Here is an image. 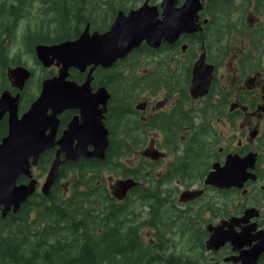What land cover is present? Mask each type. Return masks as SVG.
I'll use <instances>...</instances> for the list:
<instances>
[{
  "label": "flooded vegetation",
  "instance_id": "1",
  "mask_svg": "<svg viewBox=\"0 0 264 264\" xmlns=\"http://www.w3.org/2000/svg\"><path fill=\"white\" fill-rule=\"evenodd\" d=\"M126 1L127 7L117 12L110 7L111 2L98 3L101 8L97 10L89 6L86 15L91 21L81 25L84 26L81 32L76 28L78 34L75 32L73 40L87 28L91 35H102L120 15L128 16L148 6L155 10V22L165 23L158 28L162 35L160 43L144 41L112 66H98L92 72L90 92L97 95L104 90L107 99L95 109L96 116L91 121L94 129L87 130L85 135L89 139L75 135L84 128L83 112L77 107L63 109L55 120L45 124L35 122L43 130L47 127L43 134L47 142L36 148L35 161L29 159V174L19 175L17 179V185L32 184L33 192L16 213L11 209L2 218L1 206L0 222L18 214L27 203L35 207L41 199H59V196L65 200L82 181L100 176L97 186L103 182L118 206L129 207L127 200L130 202L133 197L143 214L151 206L146 199H153L154 218L164 205H168L167 210L183 212L189 218L195 215L205 231V258L211 262L241 264L234 262L256 242L238 237L239 241H250L239 243L235 234H264V4L258 0L254 9L243 14V22L237 18L235 23L233 14L228 19L223 10L219 11L225 0H197L187 12L180 11L186 0H176V5L169 3L167 9L164 0ZM232 1L242 2L237 9L240 12L248 6L247 0ZM196 8L199 11L195 12ZM149 14L153 15V11L149 10ZM236 36L240 42H233ZM234 44L233 50H238L230 54ZM33 56L44 72L46 68L35 58L34 49ZM92 68L70 69L67 80L81 86ZM196 69H202L200 78H195ZM225 69L229 70L227 79ZM27 70L30 76L22 90L9 81L8 88L2 91L13 97L19 95V118L40 97L44 82L59 75L58 67L48 69V75L35 84L38 88L34 96L27 99L28 86L34 77V72ZM5 76L8 79L7 72ZM126 76L128 80L124 81ZM95 101L92 99L91 103ZM52 113L48 111L49 116ZM8 115L5 113L0 121V142L8 134ZM72 127V146L86 147L85 154L73 159L59 144ZM104 140L108 145L104 157H100ZM57 160L60 161L56 179L44 191ZM84 167L90 169L87 177L81 171ZM112 171H118L120 177L115 178ZM213 175L217 180L210 182ZM116 179L136 182L123 199L115 195ZM63 180L68 181L62 184ZM189 191L201 194L186 200V194L182 195ZM172 221L169 219V223ZM157 225H161L160 219ZM219 228L233 234L235 241L229 238L222 244L223 240L209 250L208 244L216 229L220 233ZM151 232L147 233L148 238ZM258 264H264V253Z\"/></svg>",
  "mask_w": 264,
  "mask_h": 264
},
{
  "label": "trees",
  "instance_id": "2",
  "mask_svg": "<svg viewBox=\"0 0 264 264\" xmlns=\"http://www.w3.org/2000/svg\"><path fill=\"white\" fill-rule=\"evenodd\" d=\"M259 1L264 4V0ZM100 2L0 0V90L7 84L5 74L8 68L20 64L11 59L10 51L19 37L22 22L31 17L32 10L44 18L50 16L52 20L49 25L44 23L42 28L27 29L21 36L25 51L33 57L36 45H52L75 39L76 28H80L81 32L84 28L81 25L91 21V17L86 15L88 7L94 6L91 9L97 10L101 8L98 6ZM102 2H111L110 7L116 12L127 7L126 0ZM231 2L225 0L221 4L225 7L223 11L228 19L230 12L233 13L234 9L242 5V2H232V6ZM247 2L250 4L249 0ZM5 39L6 45L3 46ZM81 171L87 177L90 169L84 167ZM99 180L100 176H94L82 181L65 200L59 196V199H41L35 207L27 203L18 214L2 220L0 264L220 263L205 258V231L198 217L193 215L189 218L183 212L167 210L168 205H164L160 214L154 218L151 212L153 199H146V203L151 206L148 207L150 210H144V215L135 203L136 198H130V202L127 200L129 207L135 205L131 208L118 206L113 203L103 182L97 186ZM171 214L176 215L168 217ZM159 219L160 226L157 225ZM169 219L173 221L169 223ZM143 226L155 230V233L151 232L148 238V231L145 234L142 232Z\"/></svg>",
  "mask_w": 264,
  "mask_h": 264
},
{
  "label": "water",
  "instance_id": "3",
  "mask_svg": "<svg viewBox=\"0 0 264 264\" xmlns=\"http://www.w3.org/2000/svg\"><path fill=\"white\" fill-rule=\"evenodd\" d=\"M198 1L200 2V0ZM194 2L197 4V0H186L184 7L180 11L187 12ZM169 3L176 5L177 1L164 0L166 9ZM199 9L196 8L195 12L199 11ZM149 10L153 11V15L149 14ZM155 18V10L148 6H143L139 10L131 12L128 16L120 15L111 29L102 35L99 33L91 35L87 28L76 40H69L52 45H36L34 47L35 58L38 59L41 65L46 69H50L53 66L58 67L59 75L44 82L40 97L32 103L30 109L20 118L17 114L19 95L17 94L13 97L9 92H3L0 95V121L5 113L9 114L7 119L8 134L0 142V207H3L1 211L2 218L11 209L16 213L27 197L33 192L32 184L17 185V179L19 175L29 174L27 172L29 159L32 158L35 161L36 157H38L36 155L38 153L36 148L40 144H46L47 142V138L43 136L44 130L47 127L43 130L35 122H44L43 124H45L55 120L57 114L63 109L77 107L83 112L82 126L85 129L77 130L75 135L86 140L89 139L85 135L87 130L91 131L94 129L91 121L96 116L95 109L98 103H103L107 99L104 90H100L97 95H93L90 92L92 72L98 66H112L118 58H123L129 52L139 47L144 41L151 43L152 41L157 42L158 40L157 43H160L162 35L159 33L158 28L159 26L165 25V23L155 22ZM181 20L188 23L185 18ZM192 29L195 30L196 28L192 27ZM90 66L93 68L87 81L83 85L79 86L76 82L67 80L70 69L85 71ZM196 71L195 78H200V71L202 69H196ZM29 76L30 72L21 66L9 69L7 72L8 80L19 90L24 88V84ZM92 99H95L97 104L91 103ZM49 110L53 112L51 116L48 115ZM73 131L74 127L68 130L63 139L59 141L61 150L66 152V155L72 159L77 156L80 157V155L86 152L85 146L78 145L75 148L72 146L73 138L70 136L73 135ZM51 140H53L52 137ZM106 141L104 140V146H102L104 153H100V157H104L108 145L105 143ZM59 161L57 160L51 169L43 188L44 191L56 179ZM215 180L217 179L213 175L210 182ZM135 185L136 182L133 180L119 181L115 186L117 188L115 195L119 199H123L126 192ZM185 194L188 197L186 200H189L200 195L201 192L189 191L182 196L184 197ZM219 231L221 234L217 232V229L213 234L211 242L208 244L209 250L210 248L216 247L223 240L224 242L222 244L226 240H229V238L235 241L233 240L235 239L233 234L223 231L221 228H219ZM236 235L235 237L238 241L239 238H247L253 240L252 242H256V244L251 246L249 250L243 251L242 255L236 259L237 262L234 263H239L240 261L241 264H258L260 256L264 253V234L249 236L247 232H242ZM249 242L244 239L239 241V243L244 244H248Z\"/></svg>",
  "mask_w": 264,
  "mask_h": 264
},
{
  "label": "rangeland",
  "instance_id": "4",
  "mask_svg": "<svg viewBox=\"0 0 264 264\" xmlns=\"http://www.w3.org/2000/svg\"><path fill=\"white\" fill-rule=\"evenodd\" d=\"M98 1H101L102 2L103 0H98ZM249 1H250V4H248V2L246 1V3H247L248 6L244 9V11L240 12L239 10L234 9L233 10V13L230 12V15L229 16H232V14H233L232 17L234 18L235 23H236L237 18H240L241 21H242L243 14L246 12V10H248V9H254L255 8L254 7V4L257 2V0H249ZM232 2L230 3V5L233 6V3ZM240 8H241V5H240ZM219 9L220 10H225L224 5H220V8ZM246 19L247 20L249 19L248 16L246 17ZM44 23L47 24V25H49V23H52V20H51L50 16H47L46 15L45 18H44V17L40 16L38 13H36L34 10H32L31 17L28 20H24L22 22L21 28H20V30L18 32V36L19 37H18L17 41L13 44V46L11 48V51H10V53H11V59H15V61H19L20 64H16L13 67H10L8 69H12V68H15L17 66H21V67H24V68L26 67V69L28 68L29 70H31L32 72H34L33 80L30 82V84L28 86V93L29 94H28L27 99H29L30 97L34 96V94L36 93V88H38V85L35 86V84L39 82V79L44 78L45 76H47L49 72H48V69H46L44 72L41 70V66L38 63H36V61H34V58H33L34 56L32 57L31 54H29V53H27L25 51L24 43L20 39H22L21 36L25 33V31L27 29L28 30H35V29L42 28V26H43ZM250 25L252 26L251 20H250ZM55 30H57V28H55ZM246 30H248V29H246ZM263 40H264V38H263ZM240 41H241V39L238 36H236L234 38V41L233 42H240ZM5 42H6V39L4 40L3 46L6 45ZM9 43L10 42H8V44ZM233 48H236L235 47V44L232 45L230 54L231 53L233 54V52H236L238 50V49L233 50ZM224 72H225L224 77H225V79H227L228 74H229V70L228 69H225ZM127 80H128V76H126V78L124 79V81H127ZM0 81H1V78H0ZM8 82H9V80L7 79V83ZM0 88H1V85H0ZM5 88H8V85L7 84L5 85ZM2 91L3 90H0V95H1ZM128 159H131V156L128 157ZM126 164H127V162H126ZM112 175L115 178H119L120 177V174H119L118 171H112ZM108 177H109V174H106L105 175V180H106V183H107L108 187L110 188L111 186L109 185V180L107 179ZM67 181L68 180H63L62 184H65ZM118 181H119V179H116V181H114L113 184L115 185V183L118 182ZM141 229H142V232L144 234L147 233V231H148V233L151 232V230H149V228H147L145 226H143ZM219 264H223V262H220Z\"/></svg>",
  "mask_w": 264,
  "mask_h": 264
},
{
  "label": "bare ground",
  "instance_id": "5",
  "mask_svg": "<svg viewBox=\"0 0 264 264\" xmlns=\"http://www.w3.org/2000/svg\"><path fill=\"white\" fill-rule=\"evenodd\" d=\"M214 252V251H213Z\"/></svg>",
  "mask_w": 264,
  "mask_h": 264
}]
</instances>
